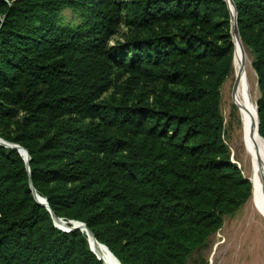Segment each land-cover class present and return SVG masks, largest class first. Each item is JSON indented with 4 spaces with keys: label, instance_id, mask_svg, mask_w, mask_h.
I'll return each instance as SVG.
<instances>
[{
    "label": "trees",
    "instance_id": "16d2710c",
    "mask_svg": "<svg viewBox=\"0 0 264 264\" xmlns=\"http://www.w3.org/2000/svg\"><path fill=\"white\" fill-rule=\"evenodd\" d=\"M231 1L264 139V0ZM233 52L225 0H0V138L29 156L0 145V264H102L29 180L121 264H185L252 192L223 138Z\"/></svg>",
    "mask_w": 264,
    "mask_h": 264
},
{
    "label": "rangeland",
    "instance_id": "374dc122",
    "mask_svg": "<svg viewBox=\"0 0 264 264\" xmlns=\"http://www.w3.org/2000/svg\"><path fill=\"white\" fill-rule=\"evenodd\" d=\"M57 24L75 27L80 18L72 8L62 9L56 17ZM245 47V46H244ZM248 59V72L255 80L253 101L257 105L260 93L256 73L252 67V57L245 47ZM230 71L220 90V113L224 121L223 138L230 150V161L247 178L250 171L241 157V140L235 130L236 103L233 88V76ZM232 76V77H231ZM250 198L231 214L223 216L219 230L188 256L185 264H264V215L251 204Z\"/></svg>",
    "mask_w": 264,
    "mask_h": 264
},
{
    "label": "bare ground",
    "instance_id": "6f19581e",
    "mask_svg": "<svg viewBox=\"0 0 264 264\" xmlns=\"http://www.w3.org/2000/svg\"><path fill=\"white\" fill-rule=\"evenodd\" d=\"M233 60L232 76L233 88L236 103L235 130L241 140V157L243 166L250 171L249 180L252 185L251 204L264 215V139L256 130L257 120L255 113V104L253 101V89H255V80L248 72V59L245 47L238 36L233 33ZM231 76V77H232ZM1 142V141H0ZM23 156L25 151L20 148ZM61 227L66 225L62 221H56ZM89 245L97 256L105 264H119L114 255L108 248L95 241L90 235Z\"/></svg>",
    "mask_w": 264,
    "mask_h": 264
},
{
    "label": "water",
    "instance_id": "95a60500",
    "mask_svg": "<svg viewBox=\"0 0 264 264\" xmlns=\"http://www.w3.org/2000/svg\"><path fill=\"white\" fill-rule=\"evenodd\" d=\"M230 8V11H231V36H232V41H233V33L236 34V36H238L239 38V34H238V29H237V25H236V8L235 6L233 5V2L231 0H225ZM257 105L255 104V113H256V120H257V125H256V130L258 131V125H259V120H258V112H257ZM0 145H4L6 147H11V148H16L19 152V154L22 156L23 160L25 161L26 163V167L28 169V161H29V156H28V153L25 149H23L22 147H20L19 145L17 144H13V143H9V142H6L4 141L3 139L0 138ZM20 148H22L24 151H25V156L22 155L21 151H20ZM247 178V177H246ZM249 180V178H247ZM250 181V180H249ZM251 182V181H250ZM29 186H30V189L32 191V194H33V197L35 199V201L40 204V205H43L47 208V210L50 212V215H51V218L53 220V224L60 230L64 231V232H69L71 230H74V229H80L81 231H83L86 236H87V240H88V243H89V235L95 240V237L92 235L91 231L85 226L84 223L82 222H79V221H75V220H69V221H64L62 218H58L56 217L53 212L50 210L45 198H43L42 196H40L39 194H37V192L35 191L34 187L32 186L31 184V181L29 180ZM252 190V189H251ZM62 221V222H65L67 223V225H64V227H61L58 223H56V221ZM70 224V225H69ZM98 242V241H97ZM101 244V243H100ZM103 245V244H101ZM105 246V245H103ZM90 247V245H89ZM106 247V246H105ZM107 248V247H106ZM90 250L95 254V252L92 250V248L90 247ZM109 250V249H108ZM110 252V251H109ZM111 253V252H110ZM112 254V253H111ZM113 255V254H112ZM95 256L97 257V259H99L102 264H105L103 262V260L97 256L95 254ZM115 257V256H114ZM116 258V257H115ZM117 260V258H116ZM118 261V260H117ZM119 264H121L119 261H118Z\"/></svg>",
    "mask_w": 264,
    "mask_h": 264
}]
</instances>
